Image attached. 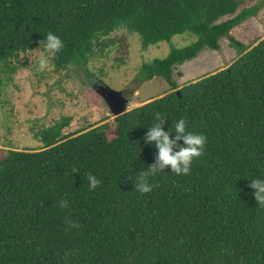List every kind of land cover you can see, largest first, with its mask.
<instances>
[{"label": "trees", "instance_id": "1", "mask_svg": "<svg viewBox=\"0 0 264 264\" xmlns=\"http://www.w3.org/2000/svg\"><path fill=\"white\" fill-rule=\"evenodd\" d=\"M242 3L0 0V74L48 31L64 44L56 71L88 67L114 44L105 38L118 27L138 33L143 48L185 31L197 35L139 68L140 79L161 76L170 91L70 135L63 131L73 117L62 115L33 129L43 148L0 155V264H264V206L249 182L264 178V37L249 44L232 34L259 9ZM223 36L238 57L180 86L176 66L205 47L219 49ZM156 113L165 130L186 119L173 151L183 135L205 134L188 173L161 168L155 141L145 140ZM89 173L101 181L95 189ZM145 182L151 190L139 191Z\"/></svg>", "mask_w": 264, "mask_h": 264}, {"label": "rangeland", "instance_id": "2", "mask_svg": "<svg viewBox=\"0 0 264 264\" xmlns=\"http://www.w3.org/2000/svg\"><path fill=\"white\" fill-rule=\"evenodd\" d=\"M241 7H259L257 13L232 29V34L245 43L264 37V0H241ZM114 44L106 53L94 56L88 67L71 64L68 69L50 68L37 71L35 52H23L0 74V155L9 148L40 149L43 143L35 138L33 129L50 125L62 115L73 119L63 134L70 135L105 121H114V115L105 99L97 92L100 84L124 90L130 97L128 109L163 95L171 90L161 76L151 80L138 77L141 64L168 54L171 47H184L197 39L191 31L177 33L170 40L143 48L138 33L118 27L105 38ZM41 47V46H40ZM40 47L34 49L38 50ZM238 57V52L227 36L221 38V47H205L196 57L178 64L174 79L180 86L208 73L227 67ZM114 128V125H113ZM112 132H114L112 130Z\"/></svg>", "mask_w": 264, "mask_h": 264}, {"label": "clouds", "instance_id": "3", "mask_svg": "<svg viewBox=\"0 0 264 264\" xmlns=\"http://www.w3.org/2000/svg\"><path fill=\"white\" fill-rule=\"evenodd\" d=\"M63 40L59 35L52 31H48L43 35L41 47L38 50L29 49L28 51L35 52L34 57L37 71H41L50 68L52 60L56 54L63 48ZM165 116L160 113L155 114V120L153 124L148 128L145 133L146 141H155L158 149V161L160 167L171 166L173 172L188 173L190 171V165L194 157H198L202 154L204 145L206 142V136L204 133L189 132L187 135H183V145L179 147L178 151H173L177 140L181 138L180 134L186 132V119L181 116L174 121L173 129L165 130L161 124ZM174 130L177 134L176 139L170 138V131ZM73 171H77L73 166ZM156 166L153 164L150 166V172H155ZM149 173L142 174L146 180ZM87 179L89 181V189H95L97 185L101 183L95 175L88 174ZM252 194L255 197L256 203L260 206H264V178H252L249 180ZM137 189L141 192H147L151 190V185L145 183L137 184ZM63 206V203H62Z\"/></svg>", "mask_w": 264, "mask_h": 264}, {"label": "water", "instance_id": "4", "mask_svg": "<svg viewBox=\"0 0 264 264\" xmlns=\"http://www.w3.org/2000/svg\"><path fill=\"white\" fill-rule=\"evenodd\" d=\"M174 75L176 77V72ZM96 90L105 99L114 116L120 115L129 110L128 105L130 97L126 95L124 90L114 89L107 84H100Z\"/></svg>", "mask_w": 264, "mask_h": 264}, {"label": "flooded vegetation", "instance_id": "5", "mask_svg": "<svg viewBox=\"0 0 264 264\" xmlns=\"http://www.w3.org/2000/svg\"><path fill=\"white\" fill-rule=\"evenodd\" d=\"M126 93V92H125Z\"/></svg>", "mask_w": 264, "mask_h": 264}]
</instances>
